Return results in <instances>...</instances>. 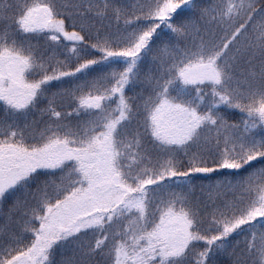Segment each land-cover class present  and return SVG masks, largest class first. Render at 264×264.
I'll list each match as a JSON object with an SVG mask.
<instances>
[{"label":"snow or ice","instance_id":"6c2138e0","mask_svg":"<svg viewBox=\"0 0 264 264\" xmlns=\"http://www.w3.org/2000/svg\"><path fill=\"white\" fill-rule=\"evenodd\" d=\"M0 264H264V0H0Z\"/></svg>","mask_w":264,"mask_h":264}]
</instances>
